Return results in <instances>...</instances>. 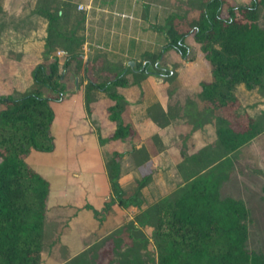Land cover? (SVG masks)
I'll list each match as a JSON object with an SVG mask.
<instances>
[{
    "label": "trees",
    "instance_id": "obj_1",
    "mask_svg": "<svg viewBox=\"0 0 264 264\" xmlns=\"http://www.w3.org/2000/svg\"><path fill=\"white\" fill-rule=\"evenodd\" d=\"M113 4L114 0H92V8L86 12L66 0H43L35 8L46 21L43 61L32 70L36 87L0 95V264L45 263L50 182L27 163V157L32 150L55 149L52 103L75 92L78 77L79 90L85 82L88 111L92 91H101L110 100L107 117L115 129L100 141L129 142L131 150L141 152L134 142L138 133L124 117L128 116L129 102L116 88L141 87L148 76L174 79V72L163 63L164 55L172 50L188 59L189 37L199 44L209 65V76L199 81V107L193 114L197 121L185 125L190 132L211 129L213 141L191 154L180 147L183 161H194L191 174L184 178L179 195L158 200L146 210H142V189L150 182L151 173L136 180V188L126 192L120 184L125 152L113 151L106 162L110 194L100 209L89 204L86 207L102 229L107 227V218L113 216L115 205L141 210L137 216L140 225L131 222L128 229L134 249L121 252L124 260L120 264H131L129 258L140 257L135 248H147L148 240L145 244L133 235L146 225L152 228L155 264H264V254L247 247L249 209L242 200L221 195L222 178L215 175L218 168L210 167L262 131L258 120L240 106L235 88L243 84L247 89H264V29L259 24L264 0L244 4L196 0L193 15L128 2L126 26L132 33L123 30L109 44L103 33L92 37L97 46L86 64L82 55L90 39V21H101L103 11H112ZM129 61H135L136 66H127ZM43 88L55 96H44ZM181 137L190 140V133ZM189 146H194L191 140ZM148 156L145 152L141 162ZM61 233L64 230L56 233L57 242ZM115 239L117 242L119 237L110 236V247Z\"/></svg>",
    "mask_w": 264,
    "mask_h": 264
},
{
    "label": "rangeland",
    "instance_id": "obj_2",
    "mask_svg": "<svg viewBox=\"0 0 264 264\" xmlns=\"http://www.w3.org/2000/svg\"><path fill=\"white\" fill-rule=\"evenodd\" d=\"M66 1L77 4L80 10H86L85 5L91 0ZM248 1L227 0L232 4H244ZM128 2L183 10L187 11L188 15H193L196 0H114L113 10L103 11L102 20H96L91 25L92 35L97 36L103 33V38L109 44L116 40V36L122 34L123 30L131 34L130 26H126ZM42 3L43 0H0V95L36 87L32 79V70L35 66L31 70V79L26 70L29 65L32 66L37 61V57L31 59L27 48L31 45L36 47L46 29L45 19L35 14V8ZM259 24L264 29V9L260 13ZM188 44L190 45L188 59H182L172 50L164 55L163 63L175 75L174 79H164L165 87H160L161 89L156 91L154 82L156 77L155 79L152 76L147 77L145 83L147 85L144 84L143 87L145 90L143 97L164 94L168 101L163 105L155 95L149 100L150 106L146 110V116L155 126V133L145 139L139 136L134 139L137 148L142 149L141 152L137 149L131 150L129 142L100 141V138H108L113 132L108 130L106 124L110 100L103 92L92 91L93 100L89 111L85 103L83 107L74 104L72 111H68L66 105L71 104L72 99L67 102L66 96L61 101L52 103L57 116L62 115V118L66 116L68 120L74 122V128L71 132L68 131L74 140V148L71 153L72 161L67 163L68 179L64 185L63 195L61 196L58 191L57 183L60 184L58 182L60 180H54L50 200L49 203L47 202L44 264H120L119 262L124 260L121 252L126 253L134 249L128 229L131 222L140 225L137 216L141 210L136 207L122 208L115 205L113 216L107 218L105 222L107 227L102 229L92 211L86 207L88 204L95 209H100L102 206L101 202L97 201L99 197L96 195L98 191L103 193V190L100 188L97 190L95 187L96 184L99 185L97 178L102 179L99 171L100 163L97 160L101 154L106 167V162L113 151L125 152L121 159L120 184L126 192L136 188V180L144 174L151 173L150 182L142 189L145 198L142 210H146L149 205L158 200L173 199L179 195L184 178L191 174L194 162L190 159L183 161L180 156V147L191 154L207 145V142L213 141L214 137L209 128L205 131L195 130L197 132L194 133L195 131L190 132V127L187 125V128L184 127L185 123L194 124L197 121V116L193 115L199 107L197 95L199 85L196 83L199 79L209 76V65L200 51L199 44L191 37L188 38ZM42 46L43 51L38 52L41 54L40 62L43 61L44 40ZM83 60L85 61V58ZM25 65H27L26 68ZM127 66L134 68L136 62L134 61L132 66L128 62ZM159 79L163 80L162 77ZM194 83L196 85H193ZM42 90L46 97L55 96L51 90L46 88ZM138 90L141 91V87ZM235 95L242 109L249 111L258 120L262 131L256 139L228 156L218 158L216 162L210 164V167L218 168L215 175L222 178L221 195L240 199L249 209L247 247L249 250L264 254V89L259 87L247 89L243 84H239L235 88ZM128 110L129 117L127 114L124 117L134 126L137 133H140L142 127L140 116L132 117L130 108ZM205 123L203 120L202 124ZM95 129L99 136L97 138L94 137ZM186 133H190V140L194 146H189V139L182 140L181 136ZM52 134L55 149L51 152L32 150L27 157L29 165L37 169L42 166L55 168L63 162L66 148L69 146L66 142L68 137L64 134L63 123L60 125L59 119L56 121ZM164 141L165 145L162 143ZM145 152L149 156L146 161L141 162ZM94 171L98 172L97 178L92 176ZM77 174H79L78 177ZM74 213L75 215L71 217ZM59 229L64 230V233L60 234L57 242L55 238ZM151 234L152 228L148 225L140 226L138 231L133 232L137 240H142L145 244V240L148 241L147 248H135L136 254L138 253L140 257L137 260L129 258L132 261L131 264L156 263L155 246ZM111 235L119 237V240L117 242L116 239L113 240L115 244L113 243L110 247Z\"/></svg>",
    "mask_w": 264,
    "mask_h": 264
},
{
    "label": "crops",
    "instance_id": "obj_3",
    "mask_svg": "<svg viewBox=\"0 0 264 264\" xmlns=\"http://www.w3.org/2000/svg\"><path fill=\"white\" fill-rule=\"evenodd\" d=\"M82 5V4H80ZM79 6V5H78ZM36 7V6H35ZM86 7V12H89V9L92 8V0L87 3L85 5ZM104 10V9H102ZM36 15H38L36 12H35ZM89 20V19H88ZM96 21V20H95ZM94 20L90 21V39H87L88 41L85 42L84 44V55H82V59L85 58V63L87 64L88 62V59H89V56L90 54H92L95 46H97V43L96 41L94 42V40L92 39V37H96V36H93L92 35V31H91V25L93 24ZM88 34V33H87ZM46 36V29L44 30L43 32V38L40 39L39 43H37L36 47L34 45H31V46H28L27 48V52L30 56V58H34V57H37V61H35L32 66L29 65L28 67V70H26L29 74H28V77H30L31 79V70L33 69V66H36V64H38L40 62V56L41 54H39L38 52L39 51H43V40H44V37ZM88 48V49H87ZM36 49V52H34V50ZM62 52L59 53V55H61ZM30 59V60H31ZM21 67V66H20ZM25 68L27 67V65L24 66ZM20 70V69H19ZM18 70V71H19ZM21 72V70L19 71ZM153 78L156 77V80L154 81L155 82V85H156V91H158L159 89H161L162 87H165L164 85V79L163 80H160L159 77L157 76H152ZM155 79V78H154ZM76 80H77V84H76ZM76 80H75V92H69L67 93L66 95V101L69 102L71 101L72 99V102L71 104L68 103V105H66V107L68 108V111H72V108H74V104H77V106L81 105L83 107V104L85 103V98H84V91H83V86L85 84V82L83 83V86L82 88L79 90L78 89V77H76ZM147 78L142 81V86H141V91L138 90V88H140L138 85H133V86H128V87H117V92L121 95H123L125 97V99L129 102V108H130V112L132 114V117L134 116H140V120H141V132L138 133V136L142 139H145L149 136H152L153 133H155V126L153 125V123L151 121H149V119L147 118L146 116V110H148L149 108V100L153 98V96H157L160 100V103L165 105V103L168 101V98L162 94V95H158V94H152L151 96H145L143 97V92H145L144 90V84L147 82L146 81ZM201 79H199L197 81V85H199V81ZM158 84H161L160 86ZM195 83L193 85H196ZM147 85V84H145ZM161 87V88H160ZM164 90H166L165 88H163ZM199 90V89H198ZM105 94V93H104ZM106 96V94H105ZM107 97V96H106ZM73 105V106H72ZM53 106V104H52ZM54 108V107H53ZM83 110V108H82ZM55 111V109H54ZM67 111V110H66ZM84 111V110H83ZM248 113L251 115V113L248 111ZM252 116V115H251ZM254 117V116H253ZM108 118V117H107ZM57 119H59L60 121V125L63 123V126H64V134L67 135L68 139L66 138V142L68 143L67 145L69 147L66 148V154H65V157H64V160L62 163H60L57 167L55 168H50V167H46V166H42L40 167V169H37V167H33L36 171H38L39 173H41L42 175H44L50 182V192H49V196H48V200L47 202L49 203V200H50V193H51V188H52V184L54 182V180H60L57 183V185H59L58 187V191H60L61 193V196L63 195V191H64V185H65V182H67V179H68V175H66L67 171H66V168H67V163L68 161H72V156H71V153L73 151V148H74V140H72V135L68 133V131L71 132V129L74 128V122L71 120H68V118L65 116V118H62V115L61 116H57V113L55 111V119H54V123L52 125V131L53 129L55 128V124H56V121ZM66 119V120H65ZM106 123V122H105ZM107 126H108V130L110 132L114 131L115 129V125L113 122H111L109 119L107 120ZM93 126V129L95 128L94 125ZM181 126V125H179ZM185 128L186 125H184ZM189 127V126H188ZM178 130V129H177ZM198 131H201V130H198ZM99 132V131H98ZM197 131H195L194 133H196ZM94 137L97 138L99 137L98 136V133L95 129V134H94ZM163 140H164V137H163ZM163 145H165V141L162 142ZM99 144V143H98ZM100 145V144H99ZM97 148V147H96ZM99 146H98V150H99ZM121 152V151H119ZM70 154V155H69ZM124 157V156H123ZM98 160V163H100V176L102 177V179L100 180L99 177L97 176V173L98 172H95L93 173L92 176L94 177H98V182H99V185L96 184V189L99 190L102 189L103 190V193L102 191H98V196L99 198L97 199V201L101 202V205L104 201V198L107 197L109 194H110V186H109V181H108V176H107V171H106V167H105V163H104V159H103V156L102 154L99 156V159ZM85 173V171H84ZM89 173H92L91 171H89ZM77 177L79 176V174L76 175ZM64 180V182H63ZM91 201V199H89ZM99 202V203H100ZM91 204L95 205L94 203L90 202ZM58 204H60L58 202ZM100 205V206H101ZM91 216V215H90Z\"/></svg>",
    "mask_w": 264,
    "mask_h": 264
},
{
    "label": "water",
    "instance_id": "obj_4",
    "mask_svg": "<svg viewBox=\"0 0 264 264\" xmlns=\"http://www.w3.org/2000/svg\"><path fill=\"white\" fill-rule=\"evenodd\" d=\"M129 64L132 66L134 64V61H129ZM76 84H77V80H76Z\"/></svg>",
    "mask_w": 264,
    "mask_h": 264
}]
</instances>
